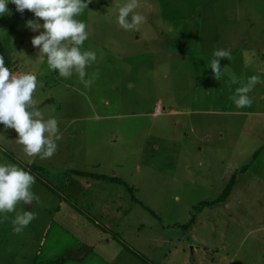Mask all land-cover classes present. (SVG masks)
<instances>
[{"label": "rangeland", "instance_id": "obj_1", "mask_svg": "<svg viewBox=\"0 0 264 264\" xmlns=\"http://www.w3.org/2000/svg\"><path fill=\"white\" fill-rule=\"evenodd\" d=\"M128 2L92 0L75 17L88 32L81 50L97 57L86 67L88 86L74 71L62 78L37 60L31 40L40 33L25 26L32 12L9 3L10 14L0 16L11 73L37 77L27 110L57 117L62 136L51 158H30L52 171L35 176L42 181L31 188L38 200L16 206L36 219L14 234L11 213H0L7 244L0 264L31 263L43 232L52 252L67 251L78 264L83 256L81 264H144L118 241L148 264H264V148L253 156L254 138L264 142V117L224 113L236 107L229 97L250 76L264 80V0H137L134 12L146 18L138 31L117 23ZM215 49L231 50V60L220 59L219 80L209 68ZM255 88L245 108L259 112L264 83ZM17 136L0 124V164H12L10 151L25 155ZM247 164L235 176L240 189L193 211ZM193 214V226L178 229ZM103 229L115 241H101Z\"/></svg>", "mask_w": 264, "mask_h": 264}, {"label": "clouds", "instance_id": "obj_2", "mask_svg": "<svg viewBox=\"0 0 264 264\" xmlns=\"http://www.w3.org/2000/svg\"><path fill=\"white\" fill-rule=\"evenodd\" d=\"M9 3L15 5L16 11L21 14L25 10L34 14L35 19L28 20L25 26L40 33L31 40L37 49V60L46 59L49 70L58 71L62 78L71 77L74 71L81 82L88 86L90 81L84 79L86 67L94 63L97 57L94 51L81 50L88 39V32L85 23L75 17L80 16L92 0H0V16L10 14ZM136 7L137 0H130L119 7L117 23L121 28L138 31V26L145 22L143 15L134 12ZM40 20H43L42 24ZM222 58L231 60V50L215 49L212 53L209 68L217 80L221 76ZM237 83L235 78L230 81V84ZM258 83H264V80L257 75L250 76L247 83L235 89L229 100L238 109L250 107L252 101L248 94ZM36 88L35 75H13L5 66L4 57L0 56V124L4 125L5 131L12 129L18 134L16 142L23 146L27 157L48 159L56 153V141L62 136L55 118L45 121L40 111L27 110L34 103ZM34 184L35 177L30 172L15 164H0V213L16 212L18 203L29 205L33 200H38L39 197L31 191ZM34 219L36 214L31 211L16 212L11 221L13 233H22Z\"/></svg>", "mask_w": 264, "mask_h": 264}, {"label": "trees", "instance_id": "obj_3", "mask_svg": "<svg viewBox=\"0 0 264 264\" xmlns=\"http://www.w3.org/2000/svg\"><path fill=\"white\" fill-rule=\"evenodd\" d=\"M0 56H3L4 57V60H5V66L6 67H8L9 68V70L11 71V69H12V60H11V58L9 57V55L7 54V52H6V50H5V46H4V43L2 42V41H0ZM257 154V153H256ZM11 162H12V164H15V165H17L18 167H20V168H22L23 170H25V171H28V172H30V174H32L34 177L36 176V175H41L42 173H44L45 175H47V176H49V175H51V174H49V171H46L43 167H41V166H39V165H36V164H29V163H27V164H25L23 161H16V160H11ZM22 164V165H20V164ZM246 167H248V165H245V167H243V168H240V170L237 172L236 171V173L235 174H233L232 176L230 175V179H229V183H228V185L226 186V188L225 189H223L222 191V194L221 195H219L215 200H213V201H207V200H205V201H203V202H200V203H198V204H196L195 206H194V209H193V211L194 212H197V211H200V210H202L203 209V207H210V206H212V205H217L218 203H220V202H223V200H222V198L223 197H225V196H228V194H232L233 193V191H235L237 188L238 189H240L239 188V185H238V183L236 182V183H234V181H235V178L237 177L236 175H238V174H240V173H242V172H244L245 171V168ZM243 170V171H242ZM240 171H242V172H240ZM75 175H78V174H80V172H73ZM236 176V177H235ZM35 179H37V180H35V182L37 183L38 181H39V183L40 184H42V181H40L38 178H36L35 177ZM112 181H114V182H116V183H118L119 185H121V186H125L122 182H120V181H118L117 179H112ZM43 185H44V183H43ZM34 186V185H33ZM126 187V186H125ZM48 188V187H47ZM242 188V187H241ZM126 189H128V190H130L129 188H126ZM62 202H64V201H62ZM60 203L58 202V204L56 205V207L53 209V210H51L52 211V213H54V212H57V211H55V210H58V209H56V208H58V205H59ZM61 205V204H60ZM22 209H24V207H23V205H22V207H21ZM32 212V211H31ZM195 214H193L192 216H191V218H190V220H189V222L187 223V224H184V225H181V226H179L178 227V229H180V230H182L183 232H186V231H188L189 230V228H191L192 226H193V224H194V222H195V216H194ZM11 217L12 218H14L15 217V213L13 212V213H11ZM90 222V221H89ZM4 224H6V221H4ZM31 224V223H30ZM30 224L28 225V226H30ZM92 226H94L93 228L94 229H98V232H101V230L98 228V223H92ZM176 227V226H175ZM105 234H103V236L100 238V240L102 241H105L104 239H109V240H112V241H115V238L113 239L112 237H109L108 235H110L109 234V232L107 231V230H102ZM48 235V232H43L42 233V240H40L39 241V249H38V251L36 252V259L35 260H33V261H31V263H28V264H78L77 263V260H75L77 257L75 256V258H67V255L69 254L67 251H64V252H60L59 254H57L56 252H52L50 249H49V247H48V245L46 244H44L43 243V239L46 237ZM0 237H1V231H0ZM2 240H3V238H1L0 239V249L2 248V247H4V246H6L7 244H6V241H4V242H2ZM118 241V240H117ZM116 244H119V246L120 247H125L126 249H127V251L132 255V256H134L136 259H138V260H140V261H142L144 264H148L149 262H147V261H145L143 258H142V256L141 255H139L137 252H135L134 250H130V249H128L125 245L123 246V244L122 243H120L119 241L118 242H115ZM40 247H42L41 249H40ZM83 247H85V246H83ZM21 248V247H20ZM19 248V249H20ZM36 248V247H35ZM46 249H48L49 251H46ZM93 249H94V247H90V250L89 251H91V253H90V255H89V258L90 257H92V255L95 253L94 251H93ZM1 250H3V248L1 249ZM20 251V250H19ZM19 253H24L25 254V252H19ZM9 253H4L3 254V256H4V258H7L6 256L8 255ZM23 257H25V256H18V258H23ZM69 257H71V256H69ZM94 257H96V256H94ZM99 257V256H98ZM85 256H83L81 259H79V264H81L82 263V261H83V259L85 260ZM97 258V257H96ZM99 258H101V257H99ZM109 259H110V257H108ZM102 259V258H101ZM100 259H98V261H99ZM103 260H105V259H103ZM93 262V260H91L90 261V263L89 264H91ZM100 263H104V261H99ZM6 264H12V263H6ZM17 264V263H16ZM150 264H155V263H151L150 262Z\"/></svg>", "mask_w": 264, "mask_h": 264}, {"label": "crops", "instance_id": "obj_4", "mask_svg": "<svg viewBox=\"0 0 264 264\" xmlns=\"http://www.w3.org/2000/svg\"><path fill=\"white\" fill-rule=\"evenodd\" d=\"M261 71V72H260ZM258 72H260V74L262 75L263 74V72H262V70H260V69H258ZM245 83H247V81L246 82H243V84H245ZM259 84V83H258ZM254 90H258V89H256V88H254L253 90H252V93H253V91ZM255 92V91H254ZM263 96H264V94H263ZM264 108H261V109H259V112H255V110H253V111H251V110H249V109H241V111H238V109L236 108V107H229L227 110L228 111H225L224 113H228V114H230V115H236V114H239V113H241V112H243L242 113V115H248V116H252V117H256L255 115H261V117H264V110H263ZM233 113H236V114H233ZM43 118H44V120L46 121V120H48L49 118H47V117H45V116H43ZM56 120H58V118L56 117L55 118ZM63 120H65V119H63ZM255 121V120H254ZM263 130H264V128H263ZM255 136V135H254ZM254 138V137H253ZM254 142H255V149H257L258 151L257 152H255L254 154H253V156H255L256 155V153H258L259 151H262V149L264 148V142H261V143H259L258 141H256V139L254 138ZM22 149H23V146L21 147ZM4 152V151H3ZM10 153H11V157H9V159H10V161L11 160H16V161H20V159L21 158H24V159H26V160H28V163L29 164H35V162L37 161H34L35 159H30L31 157H27L26 155H20L19 156V154H18V151L17 150H15V151H10ZM36 165H39V164H36ZM248 165V164H247ZM49 166L50 165H48V167H46V166H41V167H43L46 171H49V172H51L52 173V171L50 170V168H49ZM263 171H264V169L263 170H261V171H258L259 172V174H261V173H263ZM42 174H44V173H42ZM234 192V191H233ZM236 192H238V191H236Z\"/></svg>", "mask_w": 264, "mask_h": 264}, {"label": "built area", "instance_id": "obj_5", "mask_svg": "<svg viewBox=\"0 0 264 264\" xmlns=\"http://www.w3.org/2000/svg\"><path fill=\"white\" fill-rule=\"evenodd\" d=\"M157 110H159V108H157Z\"/></svg>", "mask_w": 264, "mask_h": 264}]
</instances>
